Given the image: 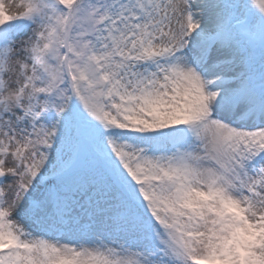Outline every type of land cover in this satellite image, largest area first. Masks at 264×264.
<instances>
[{
    "label": "snow or ice",
    "instance_id": "6c2138e0",
    "mask_svg": "<svg viewBox=\"0 0 264 264\" xmlns=\"http://www.w3.org/2000/svg\"><path fill=\"white\" fill-rule=\"evenodd\" d=\"M0 264H264V0H0Z\"/></svg>",
    "mask_w": 264,
    "mask_h": 264
},
{
    "label": "rangeland",
    "instance_id": "374dc122",
    "mask_svg": "<svg viewBox=\"0 0 264 264\" xmlns=\"http://www.w3.org/2000/svg\"><path fill=\"white\" fill-rule=\"evenodd\" d=\"M5 2L7 3V0H5Z\"/></svg>",
    "mask_w": 264,
    "mask_h": 264
}]
</instances>
